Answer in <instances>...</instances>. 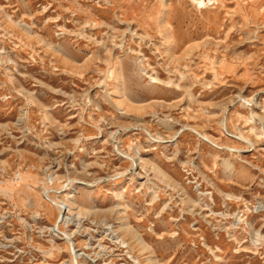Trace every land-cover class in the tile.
<instances>
[{
	"label": "rangeland",
	"instance_id": "rangeland-1",
	"mask_svg": "<svg viewBox=\"0 0 264 264\" xmlns=\"http://www.w3.org/2000/svg\"><path fill=\"white\" fill-rule=\"evenodd\" d=\"M0 264H264V0H0Z\"/></svg>",
	"mask_w": 264,
	"mask_h": 264
},
{
	"label": "bare ground",
	"instance_id": "bare-ground-1",
	"mask_svg": "<svg viewBox=\"0 0 264 264\" xmlns=\"http://www.w3.org/2000/svg\"><path fill=\"white\" fill-rule=\"evenodd\" d=\"M61 210H62V207H60V212H61Z\"/></svg>",
	"mask_w": 264,
	"mask_h": 264
}]
</instances>
